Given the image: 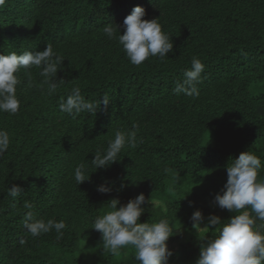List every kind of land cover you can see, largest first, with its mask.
<instances>
[{
  "label": "trees",
  "instance_id": "trees-1",
  "mask_svg": "<svg viewBox=\"0 0 264 264\" xmlns=\"http://www.w3.org/2000/svg\"><path fill=\"white\" fill-rule=\"evenodd\" d=\"M135 6L146 10L144 19L159 18L171 37L167 57L133 65L103 33L111 22L123 34ZM47 43L65 58L56 77L64 83L48 95L38 69L21 70L20 109L0 114V129L10 136L0 155V264H139L131 248L105 253L92 224L111 199L126 204L141 193L151 205H142L140 222L166 217L173 227L168 264H195L202 242L193 212H202L203 226L211 214L227 220L234 213L213 201L228 163L251 150L264 165V0H5L0 54L43 51ZM194 56L204 64L199 95L174 93ZM76 86L91 101L107 94L109 105L75 118L61 113V98ZM117 129L137 131V146H125L117 162L96 170L94 152ZM80 163L90 179L77 185ZM12 184L23 190L15 198L7 195ZM101 184L111 192L97 191ZM26 201L34 219L65 222L61 239L55 230L26 234Z\"/></svg>",
  "mask_w": 264,
  "mask_h": 264
},
{
  "label": "clouds",
  "instance_id": "clouds-1",
  "mask_svg": "<svg viewBox=\"0 0 264 264\" xmlns=\"http://www.w3.org/2000/svg\"><path fill=\"white\" fill-rule=\"evenodd\" d=\"M4 4L5 0H0V7ZM145 16L146 10L142 6H135L123 20V34L114 23L110 22L103 27V33L108 39L118 41L133 65H141L149 57L165 58L173 50L172 39L162 31L159 18L148 20L144 19ZM64 60L55 51L52 43H47L43 51H24L21 54L12 51L0 54V114L15 115L20 109L17 87L21 84L18 76L21 70L30 75L31 69H38L40 77L43 78L39 87L44 89L46 86L47 94L52 95L64 83L62 79H56ZM203 71L202 61L198 57H192L191 67L184 71L183 79L176 82L174 93L198 96L197 85ZM101 103L107 108L110 103L107 94L103 95L102 100L91 101L76 86L71 89L66 99L61 98L58 107L61 113L75 118L84 112L96 114ZM133 128L138 129V125H133ZM9 146L8 131L0 129V155ZM125 146H137V131L117 129L107 147L94 152L92 165L96 170L108 168L117 162V157ZM262 167L264 165L261 158L251 150L241 152L237 159H232L226 166L227 181L221 192L215 195L213 203L234 213L227 220L211 214L204 227H200L205 218L200 210L193 212L190 217L192 227L202 242L195 264H264V177L260 176ZM73 173L77 185L90 179L85 163L76 165ZM111 190L105 184L97 187L100 193H110ZM22 191L19 185L12 184L8 187L7 195L15 198ZM146 202L151 205V200L146 201L143 193L126 204H120L119 199L113 198L107 204L109 210L94 218L92 229L101 234L105 253L119 256L122 249L131 248L135 250V260L139 264H168L173 252L168 248L167 241L173 235V227L166 217L155 222L141 223L140 218L145 212L142 205ZM24 208L27 211L22 223L27 235L35 238L55 230L58 240L63 237V230L67 227L63 220L34 219L33 205L26 201ZM209 232L211 238L207 235ZM20 243L23 245L26 240L21 239Z\"/></svg>",
  "mask_w": 264,
  "mask_h": 264
},
{
  "label": "rangeland",
  "instance_id": "rangeland-1",
  "mask_svg": "<svg viewBox=\"0 0 264 264\" xmlns=\"http://www.w3.org/2000/svg\"><path fill=\"white\" fill-rule=\"evenodd\" d=\"M214 209H215V207H214ZM216 210V209H215ZM217 211V210H216ZM218 212V211H217ZM200 227H204L203 225H200ZM195 232H196V230H195ZM197 233V232H196ZM177 245H173V248H175Z\"/></svg>",
  "mask_w": 264,
  "mask_h": 264
}]
</instances>
